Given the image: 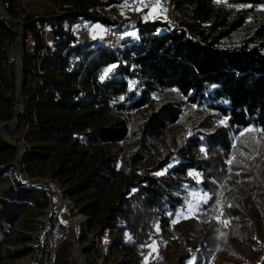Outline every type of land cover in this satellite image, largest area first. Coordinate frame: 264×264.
Listing matches in <instances>:
<instances>
[{"label": "trees", "instance_id": "1", "mask_svg": "<svg viewBox=\"0 0 264 264\" xmlns=\"http://www.w3.org/2000/svg\"><path fill=\"white\" fill-rule=\"evenodd\" d=\"M54 1L62 5V13L44 16L20 9L16 0H1L0 123L15 119L17 89L22 86L18 122L6 128L20 131L29 145L24 171L48 165L54 177L68 183L65 192L86 217L88 230L99 227L101 236L107 234L110 250L137 251L157 224L168 234L178 208L184 205L186 187L197 184L190 170L200 171L205 182L224 180L231 154L240 155V150L232 151L233 132L249 126L264 130V17L252 37L227 46L216 34L226 29L225 37L243 25L244 17L236 18L235 6L216 0H169L181 23L143 21L138 16V37L122 42L119 38L117 46L107 47L104 40H80L73 29L81 21L117 25L102 14L99 3ZM231 1L249 5L248 13L256 8L264 11V0ZM8 16L21 19L23 30ZM124 28L119 25L117 33ZM48 31L53 36L50 44L45 40ZM22 35L19 82L16 49ZM113 65L111 75L101 79ZM167 90L213 110L227 119L229 127L212 128V120L205 117L206 131L193 128L179 144L172 139L167 148L163 140L182 113L175 102L154 106L153 94ZM141 109L149 113L137 134L130 127L129 114ZM132 135H138L139 148L125 156L118 148ZM157 146L159 160L142 167L146 149ZM0 151L13 160L19 147L0 137ZM11 171L10 165L0 168V264L31 251L9 248L20 241L15 228L49 204L46 191L20 183ZM244 171L259 174L256 166ZM123 172L126 180L113 198L108 197ZM259 175L260 189L255 191L264 197V177ZM260 205L264 211V204ZM248 211L242 203L224 204L220 220L204 234L207 241L201 244L198 259H208L225 246V236L235 234L241 214L248 216ZM31 239L26 236L23 241ZM258 264H264V245Z\"/></svg>", "mask_w": 264, "mask_h": 264}, {"label": "rangeland", "instance_id": "2", "mask_svg": "<svg viewBox=\"0 0 264 264\" xmlns=\"http://www.w3.org/2000/svg\"><path fill=\"white\" fill-rule=\"evenodd\" d=\"M93 1L100 4L98 8L105 17L114 22L125 24V28L114 37L107 31L108 25L113 23L105 24L102 20L81 21L73 26L74 32L80 40L102 42L107 39L106 35L109 34L108 39L112 41L115 38V46H117L119 38H121V42L127 37L136 39L138 33L135 28L138 16H141L143 21L169 19L175 24L181 23L179 13L172 8L166 9L163 0ZM216 1L230 7L235 6L237 9L236 18L244 17L243 25L232 29L233 31L229 35L222 36L227 32L226 29L217 32L216 36H221L220 41L224 45H240L246 38L254 35L257 23L264 17L262 8H256L254 12L252 9L249 11L252 13L249 14V5L233 3L231 0ZM16 2L20 9L24 8L37 15L48 16L60 14L63 11L61 4L60 8H55L56 5L49 4L45 0H16ZM52 2L58 3L54 0ZM125 3H127V7L124 6ZM157 4V10L153 12V5ZM21 21L18 19L15 22L19 25L20 30L23 29ZM133 33L134 35H132ZM45 40L49 44L53 42L50 31L45 33ZM30 42H32L31 39ZM19 45L16 49L17 68L19 76L21 73L23 76L21 60L23 59L24 35L19 37ZM109 68L112 66L106 69ZM111 72L106 77L111 75ZM134 84L135 82L131 83L132 89L135 87ZM19 87L21 90L19 93L17 90L19 101H17L16 108L20 111L23 103L22 86L19 85ZM153 100L156 108L170 102H175L182 108L181 119L169 128V132L163 140L164 143L167 142L165 145L167 148L172 139L176 145L179 144L193 128L206 131L203 127L205 117L212 120V128L229 127L227 119L216 115L213 110L210 111L203 106L199 107L189 103L187 98L179 95L176 90L158 91L153 94ZM148 113L149 110L141 109L129 114L132 119L130 127L132 130L135 129L137 134ZM10 122L13 123L0 126V137L13 146H18L19 153L15 159L7 160L6 154L0 151V168L10 165L11 173L18 178L20 183L46 191L49 204L45 208H37L33 216L25 218L15 228V234H18L17 237L20 238L18 239L20 241L9 248L29 247L31 251L2 264H126V262L129 264H180L179 261H184L185 264H199L197 260H200L201 264L259 263L264 245V211L260 208V204H264V197L260 196L263 194L255 191L260 189L257 177L260 176L259 174L264 177V132L260 128L249 126L233 132L232 151L240 150V155L231 154L229 159L231 163L228 161L230 166L226 169L224 180L218 181L211 178L212 180L205 182L200 171L195 169L189 171V173L198 174H189L197 184L186 187L184 205L178 208L173 225L169 228L167 235L163 234L157 224L154 232L146 238L137 251H121L108 248L110 237L107 234L101 236L99 227H95L93 231L88 230L86 217L75 207L65 192L68 183L54 177L50 173L48 165H38L32 171L27 169L24 171L23 158L29 145L20 131L12 132L6 128V126L15 125L18 122L16 117ZM199 126H202L201 129L198 128ZM137 136L132 135L126 144L120 145L118 148L120 152H125V156H128L131 152L137 151L139 148ZM146 150L147 157L142 162V167L157 162L161 157L160 146L149 147ZM235 163L239 167H236ZM251 166H256L258 176L255 172L250 175L246 174L244 169ZM240 167L242 170L239 169ZM243 173L246 175L240 180ZM126 177L127 172H123L120 177L114 180L113 188L108 191V197H114V192L121 187ZM245 182L247 184L250 182V185H246ZM249 186L251 187L249 188ZM234 201L242 203L243 207H249L247 212L249 215L241 214L235 234L231 232L225 236V246H219L218 250H215V253L208 259H198L199 248L207 241H204V234L208 229H213L215 222L220 220L223 205L230 206ZM181 213L183 215H180ZM26 236H31L32 239L23 241Z\"/></svg>", "mask_w": 264, "mask_h": 264}, {"label": "built area", "instance_id": "3", "mask_svg": "<svg viewBox=\"0 0 264 264\" xmlns=\"http://www.w3.org/2000/svg\"><path fill=\"white\" fill-rule=\"evenodd\" d=\"M47 3H51V4H53V5H56L55 6V8H60V3H53L52 2V0H45ZM163 2H164V6L166 7V9H168V10H170L171 8L172 9H174V6H173V4L169 1V0H163ZM174 11H175V9H174ZM120 26H122V25H125V24H120V23H118ZM114 25V24H112V25H108V28H107V31H108V33H110V34H112V36H117L118 35V33H117V27L119 26V25ZM108 35L109 34H107L106 36H107V39H105L104 40V45L105 46H107V47H115V38H114V40H110V39H108ZM118 42V41H117ZM2 123H0V126L2 127L4 124H2Z\"/></svg>", "mask_w": 264, "mask_h": 264}, {"label": "water", "instance_id": "4", "mask_svg": "<svg viewBox=\"0 0 264 264\" xmlns=\"http://www.w3.org/2000/svg\"><path fill=\"white\" fill-rule=\"evenodd\" d=\"M0 5H2V2H1V0H0ZM2 13L4 14L5 13V11L4 10H2ZM9 20H11V21H14V22H16V21H18L16 18H13V17H11V16H8L7 17ZM23 30V29H22ZM22 58H23V55H22ZM21 66L23 67V59L21 60ZM19 78V80H21V78H22V73L20 74V76L18 77ZM18 93H19V91L21 90V87H18ZM17 101H19V96L17 97ZM19 113H20V111L16 108V119H17V121H18V117H19ZM11 123H13V122H6V123H4V125H8V124H11ZM22 156H23V153L21 154Z\"/></svg>", "mask_w": 264, "mask_h": 264}, {"label": "snow or ice", "instance_id": "5", "mask_svg": "<svg viewBox=\"0 0 264 264\" xmlns=\"http://www.w3.org/2000/svg\"><path fill=\"white\" fill-rule=\"evenodd\" d=\"M124 6L127 7L128 6L127 3H125ZM157 7H158V4L157 5H153V9H152L153 12H155L157 10ZM97 27H99V26H97ZM132 35H134V33ZM115 67H116L115 65L112 66V68H115ZM112 68L106 69L104 75L101 76V79H104L108 75V73L112 71ZM261 131H264V130H261ZM229 163H231V161H229ZM189 174L190 175H198V174H195V173H189ZM180 215H183V213H181ZM178 219H179V217H178Z\"/></svg>", "mask_w": 264, "mask_h": 264}]
</instances>
